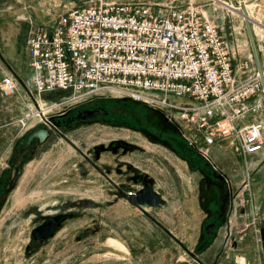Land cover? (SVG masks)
I'll list each match as a JSON object with an SVG mask.
<instances>
[{
	"label": "rangeland",
	"instance_id": "rangeland-1",
	"mask_svg": "<svg viewBox=\"0 0 264 264\" xmlns=\"http://www.w3.org/2000/svg\"><path fill=\"white\" fill-rule=\"evenodd\" d=\"M44 1L0 0V16L9 6L18 8L16 17L25 22L27 32L31 23L53 25L67 7L84 5L88 0H52L49 6ZM207 1L210 0H204ZM226 1L242 14L239 4ZM235 22L234 26L238 24ZM245 28L244 37L248 32ZM61 95V91L52 92L46 98L59 101ZM35 98L36 93H31V106L24 109L17 96H0V176L10 165L14 142L22 136L15 120L32 109ZM70 105L58 107L51 114H60ZM150 113L156 114L154 110ZM146 129L141 132L140 126L110 125L97 120L74 131L71 138L93 155L100 169L86 163V158L63 139H54L46 151L23 166L0 210V264H208L211 245L220 246L222 258L217 259L227 264L232 259L229 253L236 250L238 243L240 246L242 241L246 244L256 240L263 244L264 152L254 158L252 165L242 163L238 173L226 165L238 163L233 157L217 153V161L210 160L221 176L216 187L217 207L210 209L197 185L205 176L189 165L191 161H205L188 159L185 154L191 152L188 146L197 151L198 145L194 148L178 125L175 132L182 141L178 147ZM216 163L224 165L217 167ZM102 169L118 184L136 189L143 187L145 179H151L154 187L159 181L164 203L145 210L131 204ZM214 181L212 178L208 183ZM37 210L74 215L61 224L54 236L33 242L30 231ZM211 220L216 221L214 238L207 249L198 252L206 243V226Z\"/></svg>",
	"mask_w": 264,
	"mask_h": 264
},
{
	"label": "built area",
	"instance_id": "built-area-1",
	"mask_svg": "<svg viewBox=\"0 0 264 264\" xmlns=\"http://www.w3.org/2000/svg\"><path fill=\"white\" fill-rule=\"evenodd\" d=\"M252 24L255 37L264 35L262 23ZM26 46L37 106L15 120L20 133L66 104L129 98L160 110L206 158L217 140L245 157L264 147L263 120L236 123L264 110L261 75L237 78L228 42L196 0H88L67 7L50 27L31 23ZM17 91L5 74L1 95ZM59 91V101L46 98Z\"/></svg>",
	"mask_w": 264,
	"mask_h": 264
},
{
	"label": "crops",
	"instance_id": "crops-1",
	"mask_svg": "<svg viewBox=\"0 0 264 264\" xmlns=\"http://www.w3.org/2000/svg\"><path fill=\"white\" fill-rule=\"evenodd\" d=\"M16 1L17 0H15V2ZM231 1H234L236 4L241 3V0ZM24 2H27V0H24ZM51 2L52 0H46L44 1V4L48 3L49 6ZM196 3L199 8H201L205 16L210 20H213L220 27V32L224 39L228 42L231 49L232 63L237 78L240 80L245 79L249 77L253 71L258 70L248 32L245 37L243 36L242 31L243 29L246 31V23L240 19V17H242L245 21V18H243L240 12L241 10L229 7V5L220 0H210L207 2H204V0H196ZM250 4V11L252 12L251 16L253 19L255 22H259L264 25V0H254ZM13 7H7L6 12L0 16V81L5 74H12L14 76L18 84V91L11 97L17 96L19 104H21L24 109H27L31 106V93L33 94L35 92L32 85V76L34 71L31 66V55L26 46V24L25 22H20L17 19L16 13L19 9ZM38 16L40 17L41 15L38 14ZM235 21L238 23L236 26L233 25V22ZM38 25L47 27L51 26L45 24ZM256 41L264 67V35L256 34ZM0 96H2L1 93ZM258 120L264 121V111L261 113H248L243 117L238 118L236 123L239 126H242ZM200 143L203 145L202 141H200ZM235 151L237 150L232 146L229 140H217L213 145L209 146V158H206L203 155L201 156L208 161L207 163H209L210 160L214 163V159L217 161V153H220L221 157H233L238 163H227L226 165L227 168L229 165V168L231 166L232 171H236L235 173H238L243 166L242 163L252 165L254 158L263 153L264 148L257 153L248 155L247 157L240 152L236 153ZM216 164L217 167L224 165L223 163ZM6 169L7 168H5L4 171ZM146 172L150 174L149 171ZM113 176L116 177L117 175L113 174ZM158 185L159 181H156L155 187L159 191ZM262 230L263 233H261V240L264 241L263 226L261 231ZM240 243L242 244L239 246L238 243L235 251H231L229 253L232 259L227 264H264V242L263 244H260V241L257 242L256 240H250L246 244H244L243 241ZM220 250L219 245L210 246L207 251L210 264H215L216 262L217 264L225 263L224 260L220 261V259H217L218 257L222 258ZM227 256L228 255H226V257Z\"/></svg>",
	"mask_w": 264,
	"mask_h": 264
},
{
	"label": "flooded vegetation",
	"instance_id": "flooded-vegetation-1",
	"mask_svg": "<svg viewBox=\"0 0 264 264\" xmlns=\"http://www.w3.org/2000/svg\"><path fill=\"white\" fill-rule=\"evenodd\" d=\"M99 107H104L108 112L105 114L93 115L92 117H84L85 110H93ZM150 110H154L156 114L150 113ZM52 116L53 115H51L48 119L45 118L44 119L45 121H41L35 126H31L30 128L23 131L21 133L22 136H19V138L16 139V141L14 142L10 165L7 167V169L4 172H2L0 176V194H1L0 198L2 195H4V189H8L6 192V198H7L9 192L13 190V188L11 190L9 188L13 186L15 182L17 183V181L20 178V176L16 178V174L18 173V171L21 169L22 172L23 171L22 168H24L23 166H25L27 163L34 161L37 157H39L42 154V152L46 151V149L48 148L49 145H51L54 139H63L67 141L69 144L72 145V147L78 153L82 154L86 158L85 159L86 163H92V164L98 163V161L94 159L93 155H89L88 153H86L71 138L74 131H76L84 124H89L90 122L101 120L104 123L110 125H123L126 127L140 126L141 132L142 131L147 132L146 129L147 127L150 128L151 131L152 130L156 131V132L152 131L151 132L152 134H157V135H161L162 137H166L173 145H176L177 147L178 145H181L180 144L181 139L176 135L175 132L177 125L169 122L166 119L165 115L160 110L154 109L145 103L137 102L129 98L120 99V98L96 97L72 105L71 107L61 112L60 114L55 115L53 120L51 119ZM44 127H47L51 131V133L47 136V138L44 141H40V139L36 136H34L31 139V141H29L30 135H32L36 130ZM65 163H68L67 160ZM80 163H84V162L81 161ZM189 165L191 166V168L198 169L203 173V175L205 176L203 180H205L206 178L208 179L207 182L206 180L205 181L199 180L197 182V185L199 186V192H201L202 195L205 194L204 197L207 198L208 200L207 205L210 209L217 207L215 206V202L218 201V197H216L217 195L216 193L218 190L216 187L218 183L219 184L221 183V179H220L221 176H219L220 173H218L219 171H217L218 168L217 169L214 168L211 165V163H189ZM101 171H103L105 176H107L109 180H111L110 176L107 175L103 169ZM212 178L215 179V181L214 183L209 184L208 182ZM115 183L117 184V182ZM125 193L129 194V192L127 191ZM5 200L0 205V210ZM213 212L214 210L210 212V214L212 215ZM41 213L43 215L72 214V217L74 215L73 213H63V212H58L55 214H46L43 212ZM35 218H36V222L32 226L30 231L31 240H32L31 235L33 229L40 226L45 221L44 218L40 217L37 213L35 215ZM37 218L39 219L38 221ZM65 220L61 218V224H63ZM211 222L215 223V226L212 228L213 230L212 229L210 231L206 230L207 232L206 243L203 246V248L198 252H202L203 250L207 249L214 238L213 233L215 232L216 229V221L211 220L209 223H207V225L211 224ZM94 229L95 227L87 229L86 233L92 232ZM201 263L207 264L203 261Z\"/></svg>",
	"mask_w": 264,
	"mask_h": 264
},
{
	"label": "water",
	"instance_id": "water-1",
	"mask_svg": "<svg viewBox=\"0 0 264 264\" xmlns=\"http://www.w3.org/2000/svg\"><path fill=\"white\" fill-rule=\"evenodd\" d=\"M241 1H242V5H241L242 14L244 15V18H245L247 31H248L250 41L252 44L254 57H255V60L258 66V72L261 75V81H262L263 91H264V67H263L262 60H261L260 50L257 45V41H256V37H255L253 25H252V19L249 18V11L247 9L246 3L244 0H241ZM253 1L254 0H251L249 2H253ZM107 112L108 111L104 107H99L93 110H85L84 117H92L93 115L105 114ZM51 119L53 120L54 116H52ZM50 133L51 131L47 127L38 129L32 135H30L29 141H31V139L34 136L38 137L40 141H44ZM93 164L95 167L100 169V167L96 165V163H93ZM20 174H21V169L16 174V178H18ZM111 182L117 187L119 192L123 194L129 200L131 204L141 208L142 210H145V208L157 207L164 203L162 193H160L159 191L155 189L153 181L149 178L145 179L143 187H141L140 189L128 187L124 183L116 184L112 179H111ZM15 184L11 186L9 189L11 190L15 186ZM7 190L8 189H4V195H2L0 198V205L6 198ZM126 191L129 192V195H126L125 193ZM36 212L40 217L44 218L45 221L40 226L33 229L32 235H31L33 242H36L39 240H47L48 238L54 236V234L60 228L61 218L65 220L68 217H72V214L43 215L40 210H37ZM214 226H215V223L208 224L206 227V230L210 231ZM201 248L202 246H199V249ZM193 256L194 258H196L198 261L201 262V259L196 254H194Z\"/></svg>",
	"mask_w": 264,
	"mask_h": 264
},
{
	"label": "trees",
	"instance_id": "trees-1",
	"mask_svg": "<svg viewBox=\"0 0 264 264\" xmlns=\"http://www.w3.org/2000/svg\"><path fill=\"white\" fill-rule=\"evenodd\" d=\"M186 144V143H185ZM186 146H188L187 144H186ZM188 150L189 151H191L189 154H188V152L186 153L185 152V154L187 155V157H188V159H193V160H196L197 162L198 161H200L201 159L200 158H202L204 161H205V163H207L208 161L207 160H205L202 156H201V154L200 153H198L195 149H193L191 146H188ZM191 163H193L192 161H191Z\"/></svg>",
	"mask_w": 264,
	"mask_h": 264
},
{
	"label": "bare ground",
	"instance_id": "bare-ground-1",
	"mask_svg": "<svg viewBox=\"0 0 264 264\" xmlns=\"http://www.w3.org/2000/svg\"><path fill=\"white\" fill-rule=\"evenodd\" d=\"M246 4H247V3H246ZM246 6H247V9H248V11H249V18H250V17H252V16H251V15H252V12L250 11L251 4L248 3ZM252 25H253V24H252ZM43 110H44V112H46V108L44 109V107H42L41 111L43 112ZM116 241H118V240H116ZM113 242L116 243L115 240H113ZM121 242H122V241H121ZM119 244H120V242H119ZM126 248H127V247H126Z\"/></svg>",
	"mask_w": 264,
	"mask_h": 264
}]
</instances>
